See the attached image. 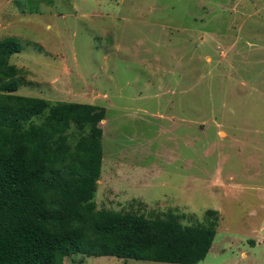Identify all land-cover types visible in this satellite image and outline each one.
<instances>
[{"label":"rangeland","instance_id":"374dc122","mask_svg":"<svg viewBox=\"0 0 264 264\" xmlns=\"http://www.w3.org/2000/svg\"><path fill=\"white\" fill-rule=\"evenodd\" d=\"M11 37L17 94L106 108L98 209L183 225L214 209L196 264H264V0H0ZM88 132L72 124L69 143Z\"/></svg>","mask_w":264,"mask_h":264},{"label":"trees","instance_id":"16d2710c","mask_svg":"<svg viewBox=\"0 0 264 264\" xmlns=\"http://www.w3.org/2000/svg\"><path fill=\"white\" fill-rule=\"evenodd\" d=\"M21 51L15 38L0 41V264H65L73 254L203 261L217 234V210L183 225L176 216L97 208L106 108L17 94L23 79L10 58ZM72 124L89 128L74 146Z\"/></svg>","mask_w":264,"mask_h":264},{"label":"crops","instance_id":"0c3cea01","mask_svg":"<svg viewBox=\"0 0 264 264\" xmlns=\"http://www.w3.org/2000/svg\"><path fill=\"white\" fill-rule=\"evenodd\" d=\"M104 120H105V119H103L102 121H104ZM102 121H101V122H102ZM102 126H103V125H102ZM102 129H103V128H102ZM103 161H104V160H103ZM99 181H100V180H99ZM99 181H98V182H99Z\"/></svg>","mask_w":264,"mask_h":264}]
</instances>
